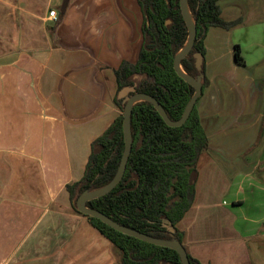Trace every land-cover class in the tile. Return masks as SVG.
<instances>
[{
    "label": "crops",
    "instance_id": "crops-1",
    "mask_svg": "<svg viewBox=\"0 0 264 264\" xmlns=\"http://www.w3.org/2000/svg\"><path fill=\"white\" fill-rule=\"evenodd\" d=\"M232 7L241 3L220 2L225 21L241 18L226 16ZM143 26L139 0H0V264H119L67 186L120 116L116 71L137 63ZM204 46L209 83L197 109L209 148L177 228L200 264H264L260 59L250 62L235 29H210Z\"/></svg>",
    "mask_w": 264,
    "mask_h": 264
},
{
    "label": "trees",
    "instance_id": "trees-1",
    "mask_svg": "<svg viewBox=\"0 0 264 264\" xmlns=\"http://www.w3.org/2000/svg\"><path fill=\"white\" fill-rule=\"evenodd\" d=\"M221 1L188 0L197 37L181 66L192 78L204 75L203 91L209 83L204 46L208 31H230L242 24L241 18L234 21L222 18ZM139 2L144 13V44L136 64L124 62L116 71L117 95L123 88L135 86L138 93L154 97L172 121H179L195 93V89L174 70V59L189 38L180 0ZM196 53L204 57L201 71L196 67ZM235 58L238 65L246 67L238 45L235 47ZM135 76H142V80L136 82ZM117 95L115 104L124 112L125 104ZM198 102L187 122L178 128L167 126L151 103H136L131 122L133 149L123 180L107 195L89 201L87 207L124 227L159 239H172L164 227V222L169 220L176 229L175 238L183 244L184 233L178 230L177 225L194 203L198 161L209 148L208 136L197 109ZM124 149L123 115H120L94 142L83 179L67 186L77 213L83 215L76 207L82 193L99 190L112 182ZM85 217L113 243L120 254L119 264H182L179 254L172 249L124 235L98 219ZM188 257L191 264H200L189 253Z\"/></svg>",
    "mask_w": 264,
    "mask_h": 264
},
{
    "label": "water",
    "instance_id": "water-1",
    "mask_svg": "<svg viewBox=\"0 0 264 264\" xmlns=\"http://www.w3.org/2000/svg\"><path fill=\"white\" fill-rule=\"evenodd\" d=\"M180 9L183 19L186 23L187 29L189 31V38L183 50L180 51L174 59V70L179 75V77H181L185 82H187L195 89L194 95L188 102L181 119L179 121H172L168 117L163 106L154 97L147 94L138 93L136 91L135 86L132 87L129 86L123 88L118 93L117 97L118 99H122L125 104L124 112H123V134H124L125 149L122 155V159L118 171L112 182L109 183L107 186L99 190L86 191L82 193L76 201V207L78 211L83 215L98 219L104 224L111 227L112 229L116 230L117 232H120L124 235L139 239L141 241L156 246L172 249L179 254L182 264H191L185 247L178 239L175 238L174 235L176 229L172 226V223L169 220H166L164 222V227L170 232V234L172 235V239H159L146 235L139 231L124 227L113 221L110 217L106 216L105 214L87 207V203L89 201L107 195L108 193L113 191L123 180L126 167L133 149V135H132L131 122H132L133 107L136 103L141 101H146L151 103L155 107L157 112L160 114L164 122L167 124V126L171 128H178L183 126L187 122L196 103L198 102V99L202 96L203 93L202 81L204 75L201 74L197 78H192L183 71L181 66L182 60L185 59L190 54V52L192 51L195 45V40L197 37V28H196L195 20L192 17L191 11L188 6V0H180ZM169 23L170 22H168V24ZM195 58H196V67L199 71H201L204 57L201 53H196Z\"/></svg>",
    "mask_w": 264,
    "mask_h": 264
},
{
    "label": "rangeland",
    "instance_id": "rangeland-1",
    "mask_svg": "<svg viewBox=\"0 0 264 264\" xmlns=\"http://www.w3.org/2000/svg\"><path fill=\"white\" fill-rule=\"evenodd\" d=\"M236 1L241 3V7H232L228 11L226 10V16H240L242 19V24L235 28L236 39L246 48V54L249 56L250 62H252V60L260 59L258 64H254L252 70L254 71V76L258 81L261 94L264 98V0ZM229 11L233 12L230 13ZM134 80L136 82H139L142 80V76H135ZM119 114L123 115V112L120 111ZM257 153H259L260 155L264 154V128L262 133L261 146L258 149ZM260 212L257 211L255 214L258 215L260 214ZM261 245H263V243ZM258 246L259 245H254V247ZM255 257H258V260L263 261L264 251L256 253Z\"/></svg>",
    "mask_w": 264,
    "mask_h": 264
},
{
    "label": "built area",
    "instance_id": "built-area-1",
    "mask_svg": "<svg viewBox=\"0 0 264 264\" xmlns=\"http://www.w3.org/2000/svg\"><path fill=\"white\" fill-rule=\"evenodd\" d=\"M49 18L53 21H58V17L55 11H50Z\"/></svg>",
    "mask_w": 264,
    "mask_h": 264
},
{
    "label": "flooded vegetation",
    "instance_id": "flooded-vegetation-1",
    "mask_svg": "<svg viewBox=\"0 0 264 264\" xmlns=\"http://www.w3.org/2000/svg\"><path fill=\"white\" fill-rule=\"evenodd\" d=\"M123 103H124V101H123Z\"/></svg>",
    "mask_w": 264,
    "mask_h": 264
}]
</instances>
